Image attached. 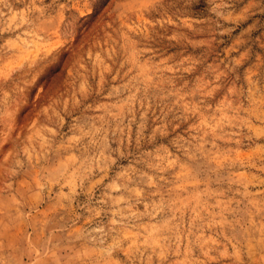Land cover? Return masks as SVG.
<instances>
[{
  "label": "rangeland",
  "instance_id": "rangeland-1",
  "mask_svg": "<svg viewBox=\"0 0 264 264\" xmlns=\"http://www.w3.org/2000/svg\"><path fill=\"white\" fill-rule=\"evenodd\" d=\"M0 264H264V0H0Z\"/></svg>",
  "mask_w": 264,
  "mask_h": 264
}]
</instances>
